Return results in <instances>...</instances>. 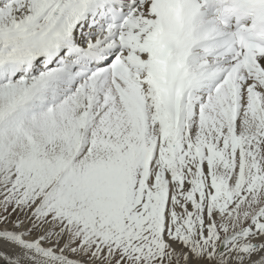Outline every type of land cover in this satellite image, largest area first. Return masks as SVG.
Instances as JSON below:
<instances>
[{
    "label": "snow or ice",
    "instance_id": "1",
    "mask_svg": "<svg viewBox=\"0 0 264 264\" xmlns=\"http://www.w3.org/2000/svg\"><path fill=\"white\" fill-rule=\"evenodd\" d=\"M0 264H264V0H0Z\"/></svg>",
    "mask_w": 264,
    "mask_h": 264
}]
</instances>
